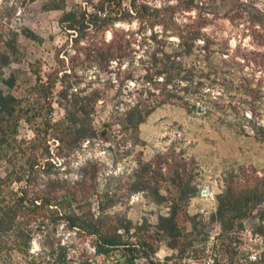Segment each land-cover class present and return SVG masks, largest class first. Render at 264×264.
Returning a JSON list of instances; mask_svg holds the SVG:
<instances>
[{"label":"trees","instance_id":"trees-1","mask_svg":"<svg viewBox=\"0 0 264 264\" xmlns=\"http://www.w3.org/2000/svg\"><path fill=\"white\" fill-rule=\"evenodd\" d=\"M44 8L60 11L57 26L71 42L73 54L66 53L43 75L32 71L34 84L23 99L3 93L1 85L6 83L0 69V134L10 128L12 138L10 154H0V251L4 248L26 255L32 239L38 237L50 257L55 253L52 264H69L65 247L55 238V227L62 222L66 230L91 238L94 255L107 257L118 251L123 264L147 260L161 246L168 254L157 264H264V168L227 173L214 197V210L202 217L186 212L196 193L195 162L172 145L148 161L138 153L135 167L117 189L122 193H118L98 190L100 169L96 164L56 165L46 144H37L40 127L44 133L53 129L58 150L68 151L73 159L84 143L109 142L111 131L112 138L140 146L138 127L156 108L195 109L185 96L198 94L201 83L194 80L192 68L182 60L196 41L201 43L199 50L205 60L213 53L229 57L226 45L205 31L213 20L196 17L179 23L174 19L176 6L155 8L146 0H46ZM132 22L136 30L119 27ZM154 26H160L164 40L157 39L155 33L149 35L155 49L145 61L144 73L135 77L134 69L129 68L135 61L133 45L137 37L145 38L139 36L140 30L150 31ZM23 34L30 41H41L28 29H23ZM166 38L175 39L174 52H165ZM13 42H5L0 49V68L16 61ZM216 42L220 49L213 47ZM258 46L264 49L263 44ZM64 60L69 64L64 65ZM136 61L143 63L140 57ZM251 61L262 66L261 58ZM127 83L133 86L128 88ZM53 96L62 115L50 122L47 116ZM33 102L40 103L44 113L32 112L29 105ZM101 113L106 114L104 123H100ZM19 122L28 124L33 134L23 147L16 145L15 139ZM250 130L264 145V127L252 122ZM130 152L124 150L123 155ZM67 173H74L75 179H66ZM133 193H142L165 212L158 214L153 224L134 226L118 214L107 213ZM93 204L96 209L91 211Z\"/></svg>","mask_w":264,"mask_h":264},{"label":"rangeland","instance_id":"rangeland-1","mask_svg":"<svg viewBox=\"0 0 264 264\" xmlns=\"http://www.w3.org/2000/svg\"><path fill=\"white\" fill-rule=\"evenodd\" d=\"M45 1L0 0V49L5 42L9 43L13 39L17 55L15 62L0 68L6 83L1 85V89L3 93L16 98L23 99L30 93V87L34 84L32 71L43 75L55 67L57 60L65 57L66 53L73 54L70 50L71 42L57 26L60 11L46 10ZM66 1L70 3L78 0ZM146 1L150 7L155 8L176 6L174 19L179 23L196 17L212 19L211 25L205 28L206 33L227 47V59L226 56L213 53L205 60L199 50L201 43L196 41L192 52L182 60L183 65L192 68L194 80L199 79L201 83L198 94L184 95L189 103L195 105V109L186 111L174 105L156 108L138 127V137L143 143L140 146L131 147L127 142L118 140V137L112 138L114 134L111 131L109 142L95 140L84 143L73 159L68 151L58 150L53 129L48 128L44 133L40 127L41 138L37 144L40 147L46 144L48 154L56 165L68 162V168H75L85 162L96 164L100 169L96 178L98 190L110 192L117 191L124 176L135 167L134 159L138 153L143 161H148L155 153L164 152L172 145L195 162L193 173H196V193L189 200L186 212L188 215L201 214L207 217L214 210V197L220 192L222 178L227 173H235L239 169L264 168V145L254 139L250 130L252 122L264 127V56H260L264 49L258 46L264 45V0ZM119 27L125 30L137 29L134 22L130 25L120 24ZM23 29L30 30L41 41L37 43L28 40L24 37ZM140 31L142 34L139 36L145 38H136L133 45L135 61L129 67L134 69L135 77L144 73L142 69L147 66L145 61L155 49L154 43L148 39L149 35L155 33L157 39L164 40L160 26H154L150 31ZM166 40L163 42L165 52H174L175 39ZM219 43L216 42L213 47L220 49ZM137 57L143 63L136 61ZM260 58L262 66L258 68L251 60L260 61ZM63 62L64 65L69 64L65 60ZM197 74H201V77L197 78ZM9 83H12L11 86ZM127 84L128 88L133 86V83ZM55 98L50 115L47 116L50 122L58 120L62 115L61 109L54 102L57 100ZM123 100L126 101V98ZM197 108L200 112H197ZM29 109L44 113L40 103L37 105L33 102ZM105 115L99 114L100 123L105 122ZM38 123L39 120H36V125ZM10 130L5 128L0 134L2 156L10 154ZM32 137L30 126L19 122L15 135L16 145L23 147ZM124 150L131 152L125 156ZM55 155L58 157L55 158ZM64 177L72 180L76 176L67 173ZM117 192L122 193L119 190ZM71 209L77 210L75 206ZM95 209L93 204L91 211ZM164 212V207L153 204L142 193L129 195L107 211L108 214H118L119 219L129 220L133 226L143 222L153 224L157 215ZM55 238L65 247L64 253L69 264L82 261H91V264H123L118 251L107 257L94 255L90 246L91 238L66 230L62 222H58L55 227ZM8 241L11 242V239L8 238ZM41 243L40 238L34 237L26 255L5 251L3 248L0 251V264H52L50 259H54L55 253L50 257ZM166 254L168 251L161 246L152 257L135 260L133 264H157Z\"/></svg>","mask_w":264,"mask_h":264},{"label":"water","instance_id":"water-1","mask_svg":"<svg viewBox=\"0 0 264 264\" xmlns=\"http://www.w3.org/2000/svg\"><path fill=\"white\" fill-rule=\"evenodd\" d=\"M197 112H200V109L199 108H197Z\"/></svg>","mask_w":264,"mask_h":264}]
</instances>
